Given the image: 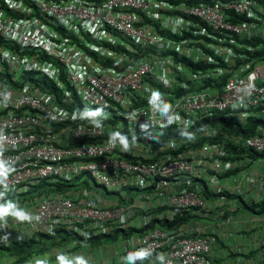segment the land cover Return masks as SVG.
I'll use <instances>...</instances> for the list:
<instances>
[{
  "label": "built area",
  "instance_id": "1",
  "mask_svg": "<svg viewBox=\"0 0 264 264\" xmlns=\"http://www.w3.org/2000/svg\"><path fill=\"white\" fill-rule=\"evenodd\" d=\"M2 3L13 13L0 8V64L8 67L9 60L17 61L25 58L23 56H27L28 62L32 61L26 68L22 67V79H15L10 70H7L9 78L0 79V91L6 87L11 92L7 103L0 96V129L5 137L0 140V148H3V158L14 162L16 168L8 177L10 189L23 186L24 191H37L44 181L75 184V178L87 174L105 188L121 187L126 193L130 189L147 191L151 197L159 199L152 203L150 214L172 209L176 217H165L169 220L184 215L185 210L208 212L210 217L230 212L231 208L216 205L205 195L202 180L213 183L214 176H202L199 167H204L200 163L218 159L224 163L225 171L235 170L241 160L226 159L230 156L225 147L226 139L234 140L247 150L264 153V134L235 137L224 132L222 141L203 146L197 156L188 151L154 161L149 160L154 156L141 159L144 149L133 146L125 153L111 148L107 138L102 137L117 129L130 140L133 132L142 137L139 124L152 120L148 99L142 94L145 82L150 80L171 86L165 76H158L155 71L179 77L187 75L199 86L198 90L185 95L170 92L164 96L172 104L174 113L181 117L172 125L183 128V121H189L188 130L195 119L228 110H240L236 114L242 118L264 119V59H260L264 55H252V61L235 67L247 51L264 54V0H0V5ZM37 15L56 21L61 18L89 20L121 37L118 41L106 37L103 42L86 44L81 41L84 34L81 28L75 34L69 30L64 34L66 26L53 25L46 20L47 25L41 29L34 21ZM26 19L29 21L25 22ZM161 30L179 35L190 31L195 37L175 40L163 35ZM202 39L209 42L203 51L213 56L205 59L206 62L222 64L226 55L231 60L225 63L233 68L232 76L226 81L220 80L214 87H204L207 76L220 78L226 67L219 66L214 72L205 74L204 71L195 72L180 61L165 64L161 59L163 55L151 54L128 70L110 72L92 54V51H99L102 56L122 63L124 54L118 51L119 45L128 47L135 43L139 47L166 52L178 51L177 42L199 47ZM255 39L258 43L252 44L250 41ZM80 46L85 50L79 51ZM213 46L225 49L220 51ZM157 66L161 68L157 70ZM250 76L254 78L249 80ZM42 79L55 83L65 105L58 102L50 83H40L44 86L40 87L34 81ZM241 100L244 106H239ZM86 104L94 108L107 106L105 110L110 116L104 121L103 129H96L87 121L71 119V114ZM133 112L137 113L135 117L127 118ZM120 121H123L121 126ZM161 123L159 117L153 121L156 136H161L166 128H161ZM137 144L145 146L139 140ZM259 183L264 189V176ZM116 193L120 195V191ZM33 198L26 209L34 210L41 217L35 227L15 223L9 218V227L18 226L29 231L16 233L22 235L23 240H28L33 232L52 233L60 228L81 235H104L111 234L106 232L114 226L117 234L129 227L130 216L136 208H142V202L128 197H121V202L127 203L117 201L115 206H107L101 196L84 186L64 191L43 190ZM20 202L25 204L27 200L20 198ZM163 207L167 208L158 210ZM150 214L137 228L160 219H149ZM17 236L5 245H10ZM131 242L134 247L130 243L129 251L151 247L154 254L166 253L171 264H208L211 248L210 239L201 229H167L157 222L142 232L138 241L132 239Z\"/></svg>",
  "mask_w": 264,
  "mask_h": 264
},
{
  "label": "trees",
  "instance_id": "2",
  "mask_svg": "<svg viewBox=\"0 0 264 264\" xmlns=\"http://www.w3.org/2000/svg\"><path fill=\"white\" fill-rule=\"evenodd\" d=\"M11 12V11H10ZM43 18H46V16H42ZM69 31L65 27L63 30L64 34H67ZM163 35H166L170 38H173L175 40H179L181 38H186V37H195L192 32L190 31H185L183 32V35H179L178 33H174L172 31H164L161 30ZM71 36H74L73 34H70ZM252 44H257L258 39H255L254 41H250ZM87 49V46H85ZM118 51L122 52L124 54L123 61L122 63L117 62L116 60L112 58H107L101 55L99 51H92V54L94 56V59L100 62L108 71L112 72L113 70L115 71H125L128 70L138 63H140L142 60H144L146 57L150 56L151 54H156L158 56L161 55H169L172 54L174 55L175 59L177 61L183 62L186 66L190 67L192 70L195 72L197 71H204L205 74H208L210 72H214V69L219 66H224L226 67L225 72L221 75L220 78H217L213 75H208L206 78V81L204 82V87H214L220 84L221 81H226L229 77L232 76V69L228 67V63H225L224 60H221L222 64H218L215 62H206L205 59H200V60H194L190 56H186L185 54H181L178 51L175 50H170V51H157L156 49H153L151 47H139L135 43H131L130 46L125 47L124 45H119ZM252 55L257 57L263 56V52H256L255 54H252L251 52H246V56L244 59H239L237 62L238 64H246L247 62H250L253 60ZM252 58V59H251ZM264 59V58H260ZM228 67V68H227ZM11 75L10 73L7 72H0V79H6L9 78ZM182 78V77H181ZM38 86L44 87L40 83L44 84H51L52 87H54V92L58 96V102L62 103L65 105V102L61 100V96L57 92V87L55 86V83L53 81H48L47 79H42L40 81L34 80ZM187 85L189 86L188 88L184 87L183 83H178L175 86V89L171 86L163 85L161 82L159 83H154L156 84L160 89L164 91H169V92H175V95L180 96V95H185L187 93L196 91L199 89L198 83L192 80H185ZM141 97V95H140ZM140 104V102H137ZM146 101L143 103L145 104ZM74 107L76 104L73 105ZM240 110L236 111H231L228 110L226 113H216L213 116H204L200 117L198 119H195L192 127L188 129L187 131L191 132L194 134L195 139L192 141H188L184 137L179 135L180 127H177L175 125H170L164 129V132L161 136H157V141L153 140H145L142 137L138 139L139 141H142L145 143L147 146H151L152 148L156 149L158 153L156 155H153L154 157L150 158L149 160H159L161 158H165L166 155H176L179 153H185L190 150H196V149H202L203 146L209 144V143H216L218 140L222 141V137H216L214 136L215 131L217 129H220L230 135H233L235 137L237 136H243V137H249L253 136L256 134H264V119L263 118H255V117H247V118H242L239 117L236 113H239ZM111 123L114 124V121H110ZM108 133L107 132L102 139L108 138ZM180 141L183 142L182 145H179ZM172 145H175L174 147ZM225 147L227 151L230 153V156L226 157V159L229 160H243V159H248L249 160H255L258 157H264V153H258L252 150H247L244 147H239L237 143L234 140H229L226 139ZM196 148V149H194ZM164 149V150H161ZM141 159H145V157H141ZM238 170H230L228 172H234ZM222 176V175H221ZM80 178V177H78ZM198 179V178H196ZM202 180V179H200ZM75 184H70L67 182H48L44 181L42 184H40L37 187V191L41 192L43 190L46 191H55V190H60L64 191L67 189H70L72 186H77L78 181L75 178ZM203 188L205 191V195L207 197L210 196H221V195H227V196H233L229 194L226 191L220 192V193H212L209 188H208V183L206 180H202ZM13 189H10L8 192L6 198H10L14 196L15 194L12 193ZM242 195L240 194L238 197H233L235 199L241 198ZM242 202V200L240 201ZM244 208L248 209L254 214H264V200L260 202H254V203H244ZM243 207V206H241ZM167 207L163 208H158V210H164ZM184 215L178 216L174 220H169L168 218L164 219H156L157 221H152L148 225L142 227V228H131L128 230H125V235H130L133 232H144L148 227H153L155 226V222L159 223L160 226L167 228V229H178L179 227L188 224L190 217H192V214L189 210H185ZM111 234H89V235H81L77 232L69 231L64 228L57 229L56 231L52 233H43V232H38L37 235H35L33 238H30L28 240H18L15 239L10 245H0V254L4 251H9V250H14L19 255L21 254H32L34 252L40 251L43 247H47L50 243H54L56 240L58 241L59 239H65V240H70V239H78L81 241H92L93 239L96 240L98 238H106L109 237ZM116 238V235L114 236ZM148 261H144L143 264H147ZM140 264V262L138 263Z\"/></svg>",
  "mask_w": 264,
  "mask_h": 264
},
{
  "label": "crops",
  "instance_id": "3",
  "mask_svg": "<svg viewBox=\"0 0 264 264\" xmlns=\"http://www.w3.org/2000/svg\"><path fill=\"white\" fill-rule=\"evenodd\" d=\"M161 66H157V70L160 69ZM156 73V71H155ZM183 74H186L184 72ZM161 76L166 77V81L170 82V85L175 87L179 81H181L180 77L176 75H171L164 73ZM153 80L156 81V77H152ZM186 85V84H184ZM147 89H158L160 92L164 94V96H167L169 94V91H164L160 89L156 84H154V81H146L145 86L142 90V94L148 99V96L150 95L149 91H146ZM226 133L222 132V130L217 129L215 131L214 136L216 137H223ZM183 142L180 141L179 145H182ZM137 147H134V149H144L143 156L144 157H150L153 155H156L158 151L156 149H152L151 146L148 145V147L145 145L137 144L135 145ZM196 149V148H194ZM164 150V149H161ZM194 155H198L201 150H198V152H195V150H190ZM196 153V154H195ZM208 153V151H207ZM168 155H166L167 157ZM204 168L199 167V172L203 176V174L213 175L214 176V182L208 183V188L212 193H220L223 191L228 192L229 194L233 196H227L226 198L219 197V196H210V199L214 201L216 205L229 207L231 208L230 212H226L225 215H219L221 216V224H220V231L218 232L215 229V239L210 240L211 241V248L210 252L208 254V264H262L264 263V243H260L258 245H261V249H257V251H254L253 248L248 250L247 246L244 247V252H242L241 255H243V258L237 257L239 253L235 251H231L229 254L221 253V254H215L213 252V249L217 246V243L221 242L222 244H225V240L228 239V235L232 234V228L231 225H234V222L232 221V217L230 216L231 212L239 211L241 208H244V203L247 202L249 204L254 202H260L264 200V189L261 188L259 180L262 179L264 176V158L258 157L255 160H249L243 159L240 161V166L238 167V170L234 172H228L224 170V163L219 161L218 159H213L207 161H202L200 163ZM222 175V176H221ZM130 189V188H129ZM107 190V189H106ZM134 190V189H130ZM129 190V191H130ZM127 191V193L129 192ZM139 191V197L136 200H139L142 202V208H136V212L132 213L130 216L129 221V227L125 229H121L116 234V238L113 237V241H116L117 245L112 246L110 249V253L105 256L102 252L100 255L97 253L93 258V264H120V257L123 255H126L128 248H129V242L134 239L135 241L139 240V236L135 235L136 232L131 233L130 235H125V230L135 228V227H141L143 222L145 223L147 220H145V217L147 214H150V209H152V203H156L159 199L156 197H151L147 191ZM108 194H118L116 192H108ZM240 194H242V197L239 199H235L233 197H238ZM119 195V194H118ZM105 205L107 206H115L116 199L112 198H105L102 197ZM242 200V202H240ZM128 201L124 202H118V203H127ZM26 208L30 207V201H27L25 204ZM243 206V207H241ZM246 209V208H245ZM248 210V209H246ZM249 211V210H248ZM35 214V211L32 210ZM251 212V211H250ZM252 213V212H251ZM250 213V214H251ZM249 213L240 215V219L237 221L238 224L241 226L240 229L244 231L245 229H251L253 231L263 232V226L264 225V214H254L259 217L250 216ZM252 214V215H253ZM138 215L139 217H136ZM232 216V215H231ZM215 217V215L213 216ZM262 223V225H261ZM216 226V225H215ZM250 226V227H249ZM217 228V226L215 227ZM109 230V229H106ZM18 231H23L25 233H29L28 230H26L23 227H16V226H10L7 232L11 233V237L17 236ZM5 231H0V236L4 235ZM142 233V232H141ZM37 232H33L30 235V238H33L35 235H37ZM222 238V240H220ZM119 239H121L119 241ZM125 239V241H124ZM73 240V239H70ZM70 240L65 239H59L56 240L54 243H50L47 247H43L40 251L34 252L32 254H21L17 253L14 250L4 251L0 254V264H26V261L30 259L35 258H48L50 260V264H56V256H55V250H61L65 253H67L70 257L75 254H81L79 252L80 249V242L73 240L72 242H69ZM259 240V239H258ZM241 244L243 245V238H241ZM0 245H5L4 243H0ZM90 250V249H89ZM250 251V256L247 255V252ZM84 255V254H83Z\"/></svg>",
  "mask_w": 264,
  "mask_h": 264
},
{
  "label": "rangeland",
  "instance_id": "4",
  "mask_svg": "<svg viewBox=\"0 0 264 264\" xmlns=\"http://www.w3.org/2000/svg\"><path fill=\"white\" fill-rule=\"evenodd\" d=\"M46 20L53 23V25H58V23L62 24L63 26L68 27V30L74 34L76 33L77 29L81 28L84 32V34L81 35V41L86 42V44L87 43L97 44L98 42H103L106 40V37H110L111 40L118 41L119 38L121 37L119 34H116L114 31L108 30L106 28H101L95 22H92L89 20H79V19L70 20L67 18H61L59 21H56L55 19H52V18H47V17L43 18L42 16L37 15V20L35 19L34 21L38 27H40L41 29H44L48 23ZM28 21H29L28 19L25 20V22H28ZM92 28H95V32H93L91 30ZM60 35H63V34L60 32ZM189 41L193 42L194 40L189 39ZM208 44H209V42L206 39L201 40L199 47H193L191 45H187V46L181 45L180 43L177 42L175 45V48H176V50L179 51V53L185 54L186 56H190L194 60H200V59H206L207 60L212 55L205 53L203 51V47L207 46ZM213 47H214V49L220 50V51L225 49V48L220 47V46H213ZM64 48L61 49L60 52H63ZM214 49H213V54H215V52H216ZM84 50L85 49L82 48L81 46L79 47V51H84ZM23 57H25V58H23V59L19 58L17 61L13 60V59L9 60L8 61V67H6L4 64H0V71L10 70L15 79H22L23 78L22 75L24 74L22 71V67L26 68L32 62V61L28 62L26 60L27 56H23ZM161 59L165 64L171 63V62H177L174 55H172V54L163 55L161 57ZM224 61L230 62L231 61L230 57L228 55H226V58L224 59ZM156 74L158 76H161L162 72L157 71ZM108 113H109V111H108ZM119 125L120 126L123 125V121H120ZM83 176H80V178H78V177L76 178V180L79 183L77 186H72L73 188L84 186V187L88 188L93 194H97V195H99L101 197H105V198L116 199L115 201H118V202L122 201L121 197L122 198L128 197V198H133V199H137L139 197V191L137 189L130 190L128 193H126V191L123 190L121 187L107 188V190H106L99 182H95L91 176H89L87 174L83 175ZM53 180H55V179H52V181ZM135 183L136 182L133 181V184H135ZM118 191H120V195L108 194V192H118ZM12 193L15 195L8 198V199H13V200H17V201H18V198H24L27 201L31 202L34 199L33 197L38 195V191H24L23 186H19V187L14 188ZM211 201L213 202V200H211ZM19 203L21 204V206L26 208V206L22 202L19 201ZM230 211H233V210H230ZM246 213L250 214L251 212L246 210L245 208H241L239 211L230 213L229 217H232V221H236V222H234V225H231V228L233 227L231 229L232 234L228 235V239L225 240L226 246L224 244H222L221 242L217 243V246L213 249V252L215 254H221V253L229 254L231 251H235V252L239 253L237 255V257L243 258L244 256L241 254H242V252H244V251H242V250H244V247H242V246H247L248 250L253 248L254 251H257V249L262 248L261 245H258L262 242L264 243V225H262V223H261V225L263 226V232H261V233L258 231H253L251 229H245L244 231H242L243 228L240 229L241 226L238 224L237 221L240 219V215L246 214ZM191 214H192V217H190L188 224L183 225L181 227H184V228L192 227L194 229L195 228L201 229L202 232H204V234L206 235V237H208L210 240L215 239V234H216L215 229L218 232L220 231V224L222 221L221 216L218 213H216L215 217L212 218L209 215L210 213H208V212L204 213L203 211H200V210H192ZM252 214L253 213H251L250 216L259 217L257 215H254V214L252 215ZM136 217H139V216L136 215ZM154 217L160 218V219H164L165 217H168V218L173 219L176 216H175L174 211L172 209H167V210L162 211V212L151 213L149 219H153ZM215 225L217 226V228H215L216 227ZM106 233H111V235L109 237H106V238L102 237V238H98L96 240L93 239L92 241H89V242L81 241L78 239H73V240L80 242L79 252L81 254H84L87 257L93 258L97 253L100 255L102 252H104L103 254L105 256H107L110 253V249L112 248V246L117 245L116 241H113V239H112L116 235V233L114 232V226H111V229ZM107 235H109V234H107ZM135 235L140 237L141 232H136ZM241 238H243V245L241 244ZM73 240H70L69 242H72ZM120 240L121 239H119V241ZM220 240H222V238H220ZM124 241H125V239H124ZM247 255L250 256V251L247 252Z\"/></svg>",
  "mask_w": 264,
  "mask_h": 264
},
{
  "label": "clouds",
  "instance_id": "5",
  "mask_svg": "<svg viewBox=\"0 0 264 264\" xmlns=\"http://www.w3.org/2000/svg\"><path fill=\"white\" fill-rule=\"evenodd\" d=\"M0 8H3L2 10L9 12L11 15L13 13V10L5 3H2ZM91 30L95 32V28H92ZM73 37L75 38V36ZM5 56H7V53H5ZM44 71L47 72L48 70L45 68ZM253 78L254 77L250 76L249 80H252ZM180 79L181 81L179 82L186 85L187 83L185 80H191L187 75L182 76V78L180 77ZM146 91L150 92V95L148 96V106L151 112L152 120H146L145 122L140 123L139 128L143 139L157 141L158 138L153 131V121H156L157 117H159V120L162 121L160 127L164 128L176 123L177 121H180L181 117L174 113L172 104L164 98V94L158 89L146 88ZM0 96H2L5 103H7L11 97V92L6 87H4L3 90L0 91ZM239 106H244L242 100L240 101ZM106 107L107 106L105 105L104 107L94 108L86 104L83 108L76 109L71 114V119L87 121L94 128L103 129L104 121H106L110 116V113L105 110ZM233 107L235 108L237 105H233ZM136 114L137 113L133 112L127 118H134ZM65 115H67V113H65ZM189 123V121H183L184 127L180 129L179 135L188 141H192L195 139V136L193 133L187 131V126ZM162 134L163 133H161V135ZM4 138L3 130L0 129V140H3ZM140 138L141 137H138V135L133 132L130 140L127 134L117 129L109 131L107 143L111 148H119V150L127 153L133 146L137 144L138 139ZM172 146L174 147L175 145ZM15 171L16 168L14 167V162H9L8 160L4 159L3 148H0V231L8 229L9 218H11L15 223L27 224L32 227H35V224L41 219L39 215H36L21 206L19 203L20 198H18V201L6 198L7 193L10 191L8 177ZM213 216L211 217L213 218ZM49 231L51 232L52 230L49 229ZM10 237L11 233L5 231L4 235L0 236V243H10ZM16 239L23 240V236L18 235ZM129 243L133 244L134 247L133 242L130 241ZM55 256L56 264H93L92 258L83 254H75L70 257L67 253L61 250H55ZM137 261H139L140 264H143L144 261H149V264H171L166 253L160 252L154 254L151 247H140L133 251H127L126 255L120 257V264H137ZM26 264H50V260L48 258H35L34 260L30 259L26 261Z\"/></svg>",
  "mask_w": 264,
  "mask_h": 264
}]
</instances>
